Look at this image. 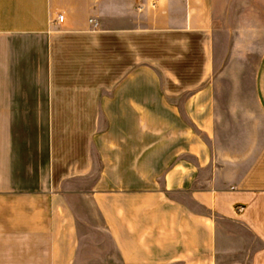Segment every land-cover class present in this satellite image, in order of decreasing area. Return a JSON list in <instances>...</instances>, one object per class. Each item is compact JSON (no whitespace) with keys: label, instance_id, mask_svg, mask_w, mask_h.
Masks as SVG:
<instances>
[{"label":"crops","instance_id":"crops-1","mask_svg":"<svg viewBox=\"0 0 264 264\" xmlns=\"http://www.w3.org/2000/svg\"><path fill=\"white\" fill-rule=\"evenodd\" d=\"M0 264H264V0H0Z\"/></svg>","mask_w":264,"mask_h":264},{"label":"built area","instance_id":"built-area-1","mask_svg":"<svg viewBox=\"0 0 264 264\" xmlns=\"http://www.w3.org/2000/svg\"><path fill=\"white\" fill-rule=\"evenodd\" d=\"M62 20H63V17H62L61 15H58V16L56 17V19H55L54 22H56V23H61ZM243 210H244L243 207H237V208H236V212H237V213H242Z\"/></svg>","mask_w":264,"mask_h":264}]
</instances>
